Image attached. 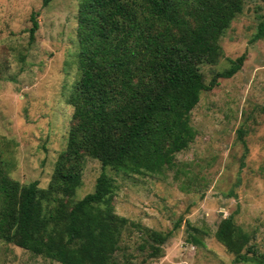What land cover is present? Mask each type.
Segmentation results:
<instances>
[{"label":"rangeland","instance_id":"rangeland-1","mask_svg":"<svg viewBox=\"0 0 264 264\" xmlns=\"http://www.w3.org/2000/svg\"><path fill=\"white\" fill-rule=\"evenodd\" d=\"M78 3L0 0V147L10 177L22 184L47 187L67 145L74 112L68 96L78 77ZM33 12L39 28L31 39ZM263 14V1H247L221 37L219 61L201 65L209 84L229 59L247 53L237 73L202 93L191 112L197 135L173 168L162 175L106 168L117 186L116 212L130 220L112 264H250L217 239L227 218L264 253V37L251 42ZM102 171L98 159L85 158L75 201L94 190ZM150 230L172 232L155 256ZM0 264L61 263L0 239Z\"/></svg>","mask_w":264,"mask_h":264},{"label":"trees","instance_id":"trees-1","mask_svg":"<svg viewBox=\"0 0 264 264\" xmlns=\"http://www.w3.org/2000/svg\"><path fill=\"white\" fill-rule=\"evenodd\" d=\"M78 1V77L68 96L74 112L67 145L47 187L11 178L0 147V239L61 264H112L130 220L116 212L117 186L106 168L162 175L176 165L177 153L197 135L191 112L202 93L244 65L246 52L229 59L209 84L201 71L219 61L221 37L249 0ZM262 37L264 14L251 42ZM87 156L103 171L94 190L75 201ZM150 234L158 243L151 244L155 256L172 232ZM216 237L238 262L264 264V253L232 218Z\"/></svg>","mask_w":264,"mask_h":264}]
</instances>
